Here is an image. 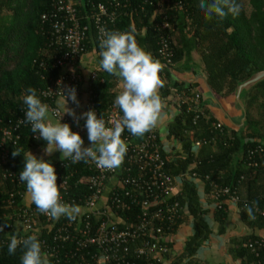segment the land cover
<instances>
[{
	"label": "trees",
	"instance_id": "1",
	"mask_svg": "<svg viewBox=\"0 0 264 264\" xmlns=\"http://www.w3.org/2000/svg\"><path fill=\"white\" fill-rule=\"evenodd\" d=\"M76 1L78 8L84 13L89 0ZM127 1L129 6L117 11V22L115 26H110V30L133 33L138 45L153 57L157 54L159 40L155 24L161 21L160 15L155 12L157 7L172 8L166 12L172 25L169 34L173 57L169 65L174 66L184 55L178 36V20L183 13L188 21V32L196 39V50L201 58L204 77L218 98L228 106H232L228 98L235 93L238 85L254 73L264 70V0H237L241 5L237 15L228 14L223 19L213 16L210 20L199 8L200 0ZM148 1L153 2V5L146 4ZM180 2L181 9L178 8ZM51 4L52 0H0V139L3 128L15 120L25 106L23 96L26 89L35 88L38 95L39 89L46 87L52 77L59 75L60 70L52 68L57 54L47 46L48 25L42 21V14L50 9ZM152 18L154 21H151ZM92 45L88 41L89 50H92ZM96 51L98 54L101 51L98 46ZM40 63H45L47 70H43ZM159 64V75L169 76L166 62L160 61ZM115 79V76L101 69L94 79L89 78L88 81L98 113L105 120L119 94L115 90ZM161 92L162 99L168 97L170 90L167 84L163 83ZM178 94L189 96L191 87L178 89ZM177 102L180 112L170 126L169 137L179 140L181 151L175 157L180 158L171 161L167 169L174 176L196 172V180H200L202 192H199L200 188L195 179L182 184L179 199L185 213L181 223L185 219L190 220L194 233L186 242L184 253L169 264H199L193 257L211 234L210 226L204 218L208 210L204 209L203 201L210 204L212 202L209 196L212 181L237 189L240 197L238 207L243 221L251 228L264 231V218L256 212V209L264 211V156L258 154L253 158L256 161L255 166L248 164V150L264 143V81L253 87L246 96L248 122L244 130H229L226 127L222 131L217 130L213 124L219 120L204 103L201 106L205 115L202 116L198 110L200 106L194 102ZM21 133L22 138L16 148L28 152L47 146L43 139H34L27 126L23 127ZM196 141H202V144L196 147ZM11 160L9 166L14 171H21L15 157L12 156ZM57 167L58 163L54 167L56 174ZM61 173L73 174V178L66 192L60 190L57 183L60 194L67 201L75 199L76 202H84L90 193L88 184L77 181L92 174L85 162L71 165ZM12 194H15L16 203L19 205L22 201L21 194H28L26 183L4 179L0 170V224H7L4 231L0 232V264H21L20 258L23 254V249L19 246L14 255L8 253L10 235L22 228L17 220L16 209L8 207ZM253 202H256V207L253 209L254 218L250 219L245 205ZM140 212V207H134L131 212L117 211V216L127 222H135L136 215ZM214 213L218 220L225 217L223 210L215 209ZM47 223L45 218H39L40 226ZM40 234L39 237H50L46 230H41ZM29 235L31 234H26L24 238ZM259 237L261 235L257 234L245 237L235 250L236 256L256 263L257 259L248 248L247 242ZM66 247L74 249L71 244ZM49 261L50 264H56L50 258Z\"/></svg>",
	"mask_w": 264,
	"mask_h": 264
},
{
	"label": "built area",
	"instance_id": "2",
	"mask_svg": "<svg viewBox=\"0 0 264 264\" xmlns=\"http://www.w3.org/2000/svg\"><path fill=\"white\" fill-rule=\"evenodd\" d=\"M146 4L153 5V2L148 1ZM87 5L82 13L76 0H52L50 9L42 14L43 23L48 25L47 46L57 54L52 68L59 69L60 72L57 77L50 79L46 87L39 89L37 96L43 103L49 105V114L57 121L63 114L62 110L54 113L58 108L56 101L62 99L58 92L60 81L66 86H75L80 107H76L71 101L68 104L75 108L77 114L92 109L95 110L97 117H100L89 84L86 89L84 87V76L78 70V64L89 52L88 41L95 49L99 47L104 31L110 30V26H115L117 11L126 9L129 2L89 0ZM178 8H182V2L178 3ZM168 9L172 8L157 7L155 12L156 15H160L161 21L155 24L159 40L157 54L152 57L158 62L165 61V66L169 65L173 57L172 39L169 34L172 25L166 12ZM40 67L47 70L45 63H40ZM99 71L101 69L96 68L90 78L94 79ZM174 97L183 103L194 102L200 106L199 113L205 115L201 106L204 103L201 93L191 90V94L185 97L177 92ZM177 105L179 106V103ZM25 109L26 106L21 109L15 120L3 128L0 139V170L3 178L12 182L21 181L19 179L21 171H14L9 166L12 161L11 153L19 145L23 127L27 126L31 130V126L23 122ZM122 115L114 104L105 121L117 120ZM61 122H71L73 132H78L84 140L83 146H89L84 119L77 125L65 114ZM213 126L220 131L225 127L220 122ZM38 135L33 133V138L37 139ZM121 138L127 144V152L119 168L106 170L91 161L85 163L92 174L77 181L88 184L90 193L84 202H76L75 199L67 201L60 194L63 203L80 208L75 220L70 221L66 217L53 219L39 212L34 203L23 202L26 194H21L22 201L17 205L15 194H12L8 207L16 209L17 220L22 228L10 236L15 234L18 238H24L26 234H36L41 242L42 252L56 264H169L173 259L172 248L166 242V238L176 232L185 213L179 199L181 191L177 189V182L179 180L182 183L191 182L196 180L198 175L196 172L177 176L169 173L167 169L169 163L180 157H171L163 153L155 131H149L144 138L137 139L125 129ZM201 144L202 141L195 142L196 147ZM258 154L264 156L263 142L248 150L250 166L256 165L253 158ZM78 163H72L71 159L58 162L57 183L63 192L68 190L73 174L64 175L61 171ZM206 178L209 179L208 176ZM209 196L215 209L223 211L226 210L227 203L238 206L240 199L237 189L213 181L210 183ZM134 207L141 208L135 222H127L117 216V211L131 212ZM256 212L264 218V211L256 209ZM40 217L45 218L48 223L40 226ZM41 230L48 231L50 237L47 239L39 237ZM70 244L74 249H67L66 245ZM247 246L257 259L256 264H263L264 236L249 239Z\"/></svg>",
	"mask_w": 264,
	"mask_h": 264
},
{
	"label": "clouds",
	"instance_id": "3",
	"mask_svg": "<svg viewBox=\"0 0 264 264\" xmlns=\"http://www.w3.org/2000/svg\"><path fill=\"white\" fill-rule=\"evenodd\" d=\"M199 8L204 11L207 19L217 16L221 19L228 14L237 15L241 5L237 0H200ZM99 68L121 81L122 91L115 97L114 104L122 112L117 120L105 121L97 117L95 110L77 114L75 108L68 107L69 101L80 107L75 86H66L59 82V93L62 101L54 110L63 114L58 121H53L49 115V105L43 103L33 87L26 89L23 96V122L31 126L32 133H38L37 139L47 142L45 155L53 152L61 153L60 159H71L72 163L89 161L98 167L113 170L119 168L127 152V144L121 138L127 129L133 136L142 137L156 127L162 108L158 88L162 86L159 78L161 66L137 43L131 32L105 30L99 43ZM67 114L79 125L84 119L90 146L84 147V140L78 132H73L68 123H61V118ZM20 153L24 155V167L19 173V179L26 183L27 193L37 210L53 219L66 217L75 220L80 208L61 201L57 185V174L53 165L43 157H37L30 151L16 148L13 157ZM256 202L246 204L245 210L250 219L254 218L253 209ZM6 223L0 224V232L4 231ZM22 247L21 264H50L49 257L42 252L41 242L36 234L26 238L13 235L8 244V253L14 255L17 248Z\"/></svg>",
	"mask_w": 264,
	"mask_h": 264
},
{
	"label": "crops",
	"instance_id": "4",
	"mask_svg": "<svg viewBox=\"0 0 264 264\" xmlns=\"http://www.w3.org/2000/svg\"><path fill=\"white\" fill-rule=\"evenodd\" d=\"M178 36L181 39V44L183 47L184 55L183 58L176 63L174 66H171L172 70L176 74V76L180 79V81L187 83L190 82L194 76L192 73L203 76V68L201 58L198 55L196 50V39L193 34L188 32V21L183 13L181 14L178 20ZM141 37L142 45H143V38ZM144 47V45H143ZM145 50V48H144ZM149 53V52H148ZM100 57L97 53L96 49L92 46V50L81 59L80 63L78 64V70L82 72L84 76V87L87 88L89 84V78L92 72L99 67ZM169 76H160L161 83L167 84L170 90V94L168 97L164 99L161 98V89L162 86L158 88V94L161 98L162 108L159 114V119L155 128L151 131H155L159 137L161 147L163 152L167 156H175L176 154L180 153L181 146L179 140L173 139L169 137V130L171 124H173L179 115V108L176 102V98L174 94L178 92V89H182L184 87H191L193 92H200L198 85H184L183 87H175L173 84V78L171 71ZM115 90L120 93L122 91L121 88V81L116 77L114 80ZM177 84V83H175ZM202 94V93H201ZM62 99H58L56 104L59 103ZM68 107L73 108L71 105L68 104ZM50 115V114H49ZM51 116V115H50ZM52 117V116H51ZM71 118V117H70ZM53 121H57L52 117ZM62 123V122H61ZM72 131H73V124L68 122ZM148 134L145 133L142 137H136L137 139H142ZM88 145L90 146V142L88 140ZM45 148V147H44ZM44 148H39L33 151H30L32 154L36 155L38 158L43 157L46 161L50 162L53 167L61 161V153L59 151H55L52 153L51 156L45 155ZM197 150V148H196ZM17 166L22 171L24 167V155L20 153L18 156L15 157ZM199 185V192L202 191V184L200 180H196ZM182 181L179 180L177 182V189L181 191L182 189ZM203 198V196H202ZM204 200V199H203ZM24 203L31 202L30 197L26 194V197L23 201ZM204 209L208 210L207 214L204 216L205 220L208 222L211 234L196 251L193 260L198 262L199 264H256L247 262L246 258H239L235 254V250L239 243L242 240L251 235L257 234L264 236V231L258 228H251L249 227L242 219L241 211L238 206L227 203L225 217L222 220H218L215 217V207L211 203H208L206 200L203 201ZM194 230L192 226V222L190 220H183L181 225L178 227L176 232L171 235L170 237L166 238V242L172 248V258L175 259L176 257L180 256L185 251L186 242L189 238L193 235ZM172 259V260H173ZM186 261V260H185Z\"/></svg>",
	"mask_w": 264,
	"mask_h": 264
},
{
	"label": "water",
	"instance_id": "5",
	"mask_svg": "<svg viewBox=\"0 0 264 264\" xmlns=\"http://www.w3.org/2000/svg\"><path fill=\"white\" fill-rule=\"evenodd\" d=\"M166 67L171 71L175 87H183L188 83V85H198L204 104L226 128L229 130H244L246 128L248 122L246 96L253 87L264 81V70L254 73L247 80L241 82L235 93L228 98L229 104L232 105L228 106L214 93L205 77L192 73L194 78L190 82L184 83L176 76L170 65H166Z\"/></svg>",
	"mask_w": 264,
	"mask_h": 264
}]
</instances>
